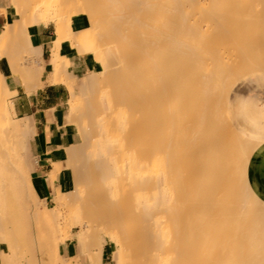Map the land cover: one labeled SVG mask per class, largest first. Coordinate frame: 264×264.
Masks as SVG:
<instances>
[{
  "label": "bare ground",
  "instance_id": "6f19581e",
  "mask_svg": "<svg viewBox=\"0 0 264 264\" xmlns=\"http://www.w3.org/2000/svg\"><path fill=\"white\" fill-rule=\"evenodd\" d=\"M6 14L2 54L34 53L31 33L54 25L48 82L70 83L60 51L75 17L88 32L80 53L103 68L81 83V102L70 94L75 129L55 154L51 208L26 155L34 125L10 119L0 71V264H52L76 229L84 264H105L107 241L109 264H264V204L244 180L264 121L245 100L242 117L229 115L240 81L264 87V0H6ZM28 68V92L42 88ZM159 154L165 171L150 173Z\"/></svg>",
  "mask_w": 264,
  "mask_h": 264
},
{
  "label": "crops",
  "instance_id": "0c3cea01",
  "mask_svg": "<svg viewBox=\"0 0 264 264\" xmlns=\"http://www.w3.org/2000/svg\"><path fill=\"white\" fill-rule=\"evenodd\" d=\"M2 10H6V0H0V33L4 31L5 25L9 23L7 14L2 12ZM74 26L75 29H82L79 21H76ZM55 40V32L51 30V26L41 24L37 26L30 35V48L32 50L36 48L34 53L40 48L41 55H39L38 52H36L38 54H34L31 50H27V52L24 51L20 55L18 54V49L15 45L14 47L17 49V51L13 50L15 51L14 54H7V47L5 45L4 47H6V53H4L0 58V71L4 74V77L6 76L4 79L5 86L10 93L8 98L10 113L17 120L29 119L34 125V129L37 134V138L33 146L35 151L34 158L36 159H34L35 169L33 171L32 177L33 179L39 181L41 191L46 202L50 197H53L54 195L51 182V173L54 170L55 154L60 147H66L67 145H69L71 134V132L69 133L68 131H64L60 126L62 106L64 105V103H66V101H68L69 90L65 84H49L47 79V77L49 78V76L52 74L53 70L46 63V61H48L49 59L52 51V44ZM8 45L11 46L13 44ZM3 48L2 50L4 51ZM9 48L12 47L8 46V49ZM30 54L31 57H29ZM17 55L23 58V60L28 57L29 59H27L30 62L26 61L27 59L24 60V62L21 61V58H17ZM22 55H25L26 57ZM35 55L36 57L38 55L39 60L35 57ZM60 55L69 59L70 68L68 74L71 73L74 77L82 73L93 72L96 70V62L92 57L78 56V54L72 52L69 44H64L62 46ZM31 59L35 61V65L34 62H31ZM20 61L23 63H27H25L24 65ZM36 63L38 66H36ZM16 65L21 70L20 72L17 69L18 67ZM32 66H36L33 68L34 70L32 69ZM27 68L29 74L31 71L30 75H33L32 73H35L36 71L40 72L36 75L37 78L34 76V79H36L37 81H41L44 84L42 88L38 87L39 89L36 88L33 91L30 90V92H28L29 88L24 85L22 77L23 73L24 75H26L25 71L27 70ZM38 68L40 69V71L38 70ZM22 71L24 72L21 74ZM238 87L240 90L237 95L238 97L250 94L253 91H257L258 93L261 91L264 92V87L262 85H248V82L240 81ZM260 99L264 101V98ZM238 113H240V117H242V109H240ZM258 115L260 119L264 121V116H261L260 112L258 113ZM239 128L242 129L241 126H239ZM243 129L245 130V128ZM36 163L38 166L36 165ZM244 176V180L245 182H247L246 186L248 185L247 187L250 192H252L258 198V200L264 204V142L259 144V146L250 155ZM59 183L60 176L57 177L54 186L57 187ZM105 247L103 249V262H105Z\"/></svg>",
  "mask_w": 264,
  "mask_h": 264
},
{
  "label": "rangeland",
  "instance_id": "374dc122",
  "mask_svg": "<svg viewBox=\"0 0 264 264\" xmlns=\"http://www.w3.org/2000/svg\"><path fill=\"white\" fill-rule=\"evenodd\" d=\"M2 12H4L5 14H6V10H2ZM76 21H79L78 20V18H73V22H72V33H71V35H70V40H69V43H67V44H69L70 45V47H71V49H72V52H75L76 54H78V56H90V57H92L93 59H94V61L96 62V70H95V75H100V76H102L101 75V71H102V64H100L101 63V59H100V56L97 54V55H95V54H91L89 51H87L86 49H85V51L83 52V53H80V51H79V48H78V46L80 47V45L82 44V45H85V47H87L88 46V39H85V42H81V40L82 39H80V35L81 34H83L82 32H85L82 36H84L85 35V37L84 38H88V35H87V33L88 32H86V30H84L83 31V29H75V26H74V24L76 23ZM50 26H51V30L53 31V32H55V27H54V25L53 24H49ZM75 32V33H74ZM80 32V33H79ZM79 35V36H78ZM55 36H56V34H55ZM73 36V37H72ZM76 36V37H75ZM81 36V37H82ZM77 38V39H76ZM78 38H79V40H78ZM83 38V37H82ZM84 40V39H83ZM74 41V42H73ZM81 42V43H80ZM87 42V43H86ZM113 43V45H115V43L114 42H112ZM80 44V45H79ZM87 44V45H86ZM109 45V44H108ZM110 45H112V44H110ZM103 47V46H102ZM101 47V48H102ZM108 47V46H107ZM111 47V46H110ZM110 47L108 48V49H110ZM113 47H115V46H113ZM1 48V47H0ZM105 48V49H104ZM103 49H101L103 52H105L107 49H106V47H104ZM114 49H116V47L114 48ZM113 48H111L110 50H114ZM1 50V49H0ZM80 53V54H79ZM0 54H2V51H1V53ZM2 56H3V54H2ZM2 56H0V58L2 57ZM52 59H53V55L52 54H50V56H49V59H48V61H46V63L47 64H49L51 61H52ZM62 60H64V61H69V59L67 58V57H62ZM99 60V61H98ZM22 61V60H21ZM99 67V68H98ZM69 68H70V65H69V67H68V69H67V73L69 72ZM1 73V72H0ZM92 74L93 72H87V73H82V74H80V75H78V76H73L71 73L70 74H68L69 75V77H70V83H65V85L69 88L68 90H70L69 91V96H68V101L66 102V103H64V105L62 106V114H61V121H60V126L63 128V130L64 131H68L69 133L70 132H74V127H73V125L72 124H67V122H66V120H67V113H68V102H69V100L71 99L70 97H72L70 94H72V91H74L75 92V94L77 95V97H78V101H77V103H79V102H81V100H82V98H84V96H83V92H82V90L80 89V85H81V83L86 79V77H87V75H90V74ZM2 75V73L0 74V76ZM85 76V77H84ZM77 77V78H76ZM79 78V79H78ZM49 84H52L51 82H48ZM71 85V86H70ZM3 94V93H2ZM4 95V97H5V94H3ZM258 95V96H257ZM82 97V98H81ZM8 98H9V96H6L5 97V100H6V103H7V106H8V111L10 112V105H9V102H8ZM256 98H264V92H257V91H253V92H251L250 94H247V95H243V96H239V97H237L236 98V100L234 101V103H232V106H231V108H230V112H229V115H230V118H231V120L232 121H234V119L236 118V117H238V112H239V110L241 109V103H242V100H245V102H246V107L247 108H249V106L250 105H252V106H255V105H257V107L259 108V112H260V115L261 116H264V101L262 102V101H260V102H258V103H256ZM106 103H105V107H108V105H107V101H105ZM248 111H249V109L247 110V109H245L244 110V112L245 113H248ZM77 113V112H76ZM9 114V116L11 117L10 119L12 120V122L13 123H16L18 120L17 119H15L14 118V116L11 114V113H8ZM63 117V118H62ZM68 126V127H67ZM234 126H235V128H236V130H239V126H236L235 124H234ZM71 129V130H70ZM34 131H35V129H34ZM36 132V131H35ZM32 138H34L35 140H36V138H37V134H36V136L35 137H33L32 136ZM251 142H256L257 143V141L256 140H254V139H251ZM253 145H255L254 143H252ZM33 150V151H32ZM33 153V154H32ZM26 155L28 156V158H29V160H32L33 162H34V156H35V151H34V147L33 146H31V145H29L28 146V148H27V150H26ZM164 155H161V154H159V155H157L156 157H155V159H154V162H153V164L151 165V167H150V173H156V172H158V171H165V168H163V166H164V163H165V160H164ZM160 172V173H161ZM243 181V180H242ZM243 183V182H242ZM32 199H34V201H35V204L37 205V207L38 208H40L41 210L43 209L42 208V206H43V204H44V201H43V197H40L39 199L38 198H34V197H31V198H29L28 200H32ZM51 199H52V197H50L49 199H48V201H47V203H48V205H49V207L51 208V207H53V204H52V202H51ZM37 201V202H36ZM40 202L41 203H43L42 205L40 204ZM29 203L31 204V203H33V201L31 202V201H29ZM39 203V204H38ZM79 231V229H76L75 230V232H74V238H75V241L74 242H70L69 243V248H68V252L66 253V256H61L62 258H63V261L65 262V259L66 260H68V261H70V260H74V252L76 251V249H78V245H76V233ZM115 252H114V248H113V245H112V243L111 242H108L107 241V245H106V247H105V250H104V258H105V264H109V263H111L112 261H113V258H114V254ZM9 255H12V253L10 252L9 253ZM61 257L60 258H58V259H55V258H53V262H52V264H61V263H63V262H61ZM58 262V263H57ZM60 262V263H59ZM73 264H84L81 260H78V261H76V260H74L73 261Z\"/></svg>",
  "mask_w": 264,
  "mask_h": 264
}]
</instances>
